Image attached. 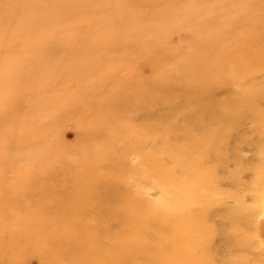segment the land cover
<instances>
[{
    "label": "rangeland",
    "instance_id": "1",
    "mask_svg": "<svg viewBox=\"0 0 264 264\" xmlns=\"http://www.w3.org/2000/svg\"><path fill=\"white\" fill-rule=\"evenodd\" d=\"M0 264H264V0H0Z\"/></svg>",
    "mask_w": 264,
    "mask_h": 264
},
{
    "label": "bare ground",
    "instance_id": "2",
    "mask_svg": "<svg viewBox=\"0 0 264 264\" xmlns=\"http://www.w3.org/2000/svg\"><path fill=\"white\" fill-rule=\"evenodd\" d=\"M155 194H157V193L155 192ZM149 200H150V199H149ZM216 212H217V211H216ZM154 214H155V213H154ZM254 218H255V215H254ZM255 219H256V218H255ZM255 219H254V220H255ZM199 233H200V231H199ZM186 243H188V242H186ZM190 245H191V244H190ZM173 249H174V248H173Z\"/></svg>",
    "mask_w": 264,
    "mask_h": 264
}]
</instances>
